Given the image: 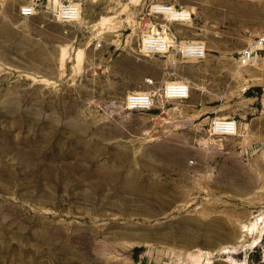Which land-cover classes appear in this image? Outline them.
<instances>
[{
    "label": "rangeland",
    "instance_id": "374dc122",
    "mask_svg": "<svg viewBox=\"0 0 264 264\" xmlns=\"http://www.w3.org/2000/svg\"><path fill=\"white\" fill-rule=\"evenodd\" d=\"M156 35L172 46L147 49ZM134 92L153 105L128 108ZM229 261L264 264V0H0V264Z\"/></svg>",
    "mask_w": 264,
    "mask_h": 264
},
{
    "label": "built area",
    "instance_id": "2783aa9c",
    "mask_svg": "<svg viewBox=\"0 0 264 264\" xmlns=\"http://www.w3.org/2000/svg\"><path fill=\"white\" fill-rule=\"evenodd\" d=\"M154 16L165 18L168 21L189 22L192 19V11L183 8H177L175 5L165 3H156L151 7ZM35 5L26 3L20 7V14L23 16H31L35 14ZM79 10L76 3L62 2L57 8V18L67 22H74L79 19ZM164 36H149L145 40V46L149 50L164 51ZM169 46H167L168 48ZM179 51L188 58L200 59L205 56L206 47L203 43L186 42L184 47L178 46ZM253 49L243 50L240 61L247 64L252 61ZM150 82H152L150 80ZM163 95L167 98L185 100L190 96V85L186 81H170L161 88ZM125 105L130 109H149L153 105V96L150 92H134L127 96ZM209 124L213 130L219 135H234L237 133V122L233 118H214Z\"/></svg>",
    "mask_w": 264,
    "mask_h": 264
},
{
    "label": "bare ground",
    "instance_id": "6f19581e",
    "mask_svg": "<svg viewBox=\"0 0 264 264\" xmlns=\"http://www.w3.org/2000/svg\"><path fill=\"white\" fill-rule=\"evenodd\" d=\"M165 40L167 41V43H165V49H164V51H166L167 50V46H172V43H171V41L169 40V38L168 37H165ZM190 43H197L196 41H191ZM185 44H186V42L185 43H182L181 44V47H184L185 46ZM63 49V48H62ZM63 51V50H62ZM61 56V55H60ZM64 56V55H63ZM63 58V57H62ZM64 60V59H63ZM257 223V222H256ZM246 229V228H245ZM230 262V264H236L235 262L233 263V261H229Z\"/></svg>",
    "mask_w": 264,
    "mask_h": 264
},
{
    "label": "crops",
    "instance_id": "0c3cea01",
    "mask_svg": "<svg viewBox=\"0 0 264 264\" xmlns=\"http://www.w3.org/2000/svg\"><path fill=\"white\" fill-rule=\"evenodd\" d=\"M258 43H259V42H257L256 44H258ZM254 47H255V46H253V48H254ZM253 48H252V49H253Z\"/></svg>",
    "mask_w": 264,
    "mask_h": 264
}]
</instances>
